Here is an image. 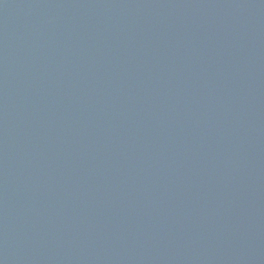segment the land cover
<instances>
[{"label":"water","instance_id":"water-1","mask_svg":"<svg viewBox=\"0 0 264 264\" xmlns=\"http://www.w3.org/2000/svg\"><path fill=\"white\" fill-rule=\"evenodd\" d=\"M0 264H264V0H0Z\"/></svg>","mask_w":264,"mask_h":264}]
</instances>
